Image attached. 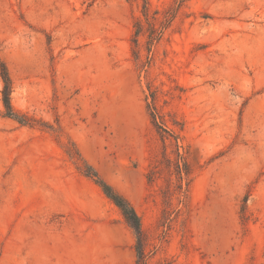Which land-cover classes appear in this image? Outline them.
Masks as SVG:
<instances>
[{
	"label": "rangeland",
	"instance_id": "1",
	"mask_svg": "<svg viewBox=\"0 0 264 264\" xmlns=\"http://www.w3.org/2000/svg\"><path fill=\"white\" fill-rule=\"evenodd\" d=\"M175 1L0 0V264H135L85 166L148 264H264V0Z\"/></svg>",
	"mask_w": 264,
	"mask_h": 264
},
{
	"label": "trees",
	"instance_id": "2",
	"mask_svg": "<svg viewBox=\"0 0 264 264\" xmlns=\"http://www.w3.org/2000/svg\"><path fill=\"white\" fill-rule=\"evenodd\" d=\"M184 1L186 0H176L175 2L177 4V7H180ZM148 8L149 7L147 4V0H143L142 16L145 18V21L147 23V29L144 32L146 33L147 44L149 48L152 42L157 41L161 38L163 29L168 26V24L174 17V11L167 12L166 14H164L159 21V27H155L148 20ZM155 14H157V11L154 12V15ZM133 27L135 41H137V36L144 33L143 26L140 21L136 20ZM0 78L2 82V88L0 91L1 102L4 109L2 112V116L11 118L21 125H31L32 120L26 115L16 112L11 105L10 94L12 91V83L5 65L1 62ZM84 168L85 170L82 171L83 175L90 178L101 189L105 197L108 198L118 208L126 224L133 230L135 235V242L133 245V250L135 253V264H148V260L153 255V249L150 247L148 239L144 233V230L142 229L139 216L137 215L133 207L130 205V203L123 196L117 193L109 184L102 180L95 170H93L90 166H85ZM179 173L181 174V170L179 171ZM182 173L184 175L188 174L186 168L182 169ZM156 264L170 263L165 261H159Z\"/></svg>",
	"mask_w": 264,
	"mask_h": 264
}]
</instances>
